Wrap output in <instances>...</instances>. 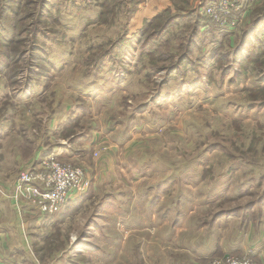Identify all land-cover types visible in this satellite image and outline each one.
<instances>
[{"label": "rangeland", "instance_id": "obj_1", "mask_svg": "<svg viewBox=\"0 0 264 264\" xmlns=\"http://www.w3.org/2000/svg\"><path fill=\"white\" fill-rule=\"evenodd\" d=\"M72 1L1 6L0 192L20 247L8 262L264 264V0H226L229 26L204 16L197 32L189 11L207 0H109L107 24L96 0ZM170 14L141 52L145 24ZM47 154L90 187L44 221L13 185Z\"/></svg>", "mask_w": 264, "mask_h": 264}, {"label": "built area", "instance_id": "obj_2", "mask_svg": "<svg viewBox=\"0 0 264 264\" xmlns=\"http://www.w3.org/2000/svg\"><path fill=\"white\" fill-rule=\"evenodd\" d=\"M236 1L229 0L233 5ZM202 10L210 21L219 26H229L231 18L226 0H207ZM240 21L241 18L237 19V24ZM89 184L90 180L83 168L63 162L54 155H46L16 177L13 185V201L15 203L25 202L43 218L55 216L71 197L87 191ZM203 264L259 263L248 256L225 253L210 258Z\"/></svg>", "mask_w": 264, "mask_h": 264}, {"label": "trees", "instance_id": "obj_3", "mask_svg": "<svg viewBox=\"0 0 264 264\" xmlns=\"http://www.w3.org/2000/svg\"><path fill=\"white\" fill-rule=\"evenodd\" d=\"M37 1H40V3H43L44 0H37ZM64 1L69 2L68 4H70L72 6L75 4V3H73L72 0H64ZM84 1H87V0H84ZM93 2H94L93 0L90 1V3H93ZM134 4H135V1L133 3H130V5L132 7H134ZM3 5H5V7L7 6L6 0H0V7ZM95 5H96L95 7L99 8V11H100L99 16H98V23L99 24L100 23L107 24L108 22L111 23V21H109L107 17L109 15H111V19H112L116 16V14L119 11V6L116 3L114 4L113 8L109 7V0H108V2H107V0H105V1L103 0L99 4H97V0H96ZM203 7H204V4L202 2L201 4H198L195 9L192 8L193 10L189 11V17L191 18V20H193V25H194L196 32L201 28L202 23L205 24L208 21L206 19L207 18L206 14H204V12L202 10ZM1 11L2 12H0V14H3V8L2 7H1ZM176 16H177V14H175V15L170 14L169 16L166 17L167 19L164 21L161 18L156 17V18L152 19L151 22L145 24L146 29L150 28V32L148 33L146 38H144L143 43L141 44V47H140V51L145 54L144 51L148 46H151L154 49H157L158 45L160 43V40H161L160 39L161 34L165 33V31H168V29H170L174 25ZM2 17L3 16L1 15L0 19H1V23L3 24V28L5 29V25H4L5 21H4V23L2 22V20H3ZM150 23H151V25H149ZM153 51H155V50H149V52H153ZM4 61H6V60H4ZM5 63H7V62H5ZM80 107L83 108L82 106H80ZM47 155H49V154H47ZM57 158L59 160H62L59 157H57ZM53 217L54 216H46L44 218V221L50 220Z\"/></svg>", "mask_w": 264, "mask_h": 264}, {"label": "crops", "instance_id": "obj_4", "mask_svg": "<svg viewBox=\"0 0 264 264\" xmlns=\"http://www.w3.org/2000/svg\"><path fill=\"white\" fill-rule=\"evenodd\" d=\"M49 155H53V154H49ZM44 156H46V155H44ZM43 157H41V158H43ZM41 158H39V159H41ZM39 159H37V160H39ZM18 160H19V158L16 156L15 161H18ZM36 163H37V161L33 162L31 165H34ZM12 207L13 206H12L11 202L8 201V198L6 196H4V192H0V264H5L4 262H7L8 264H10L9 262L13 261V259H15V256L17 255V251H16L17 248H20V247H16V245L12 244V241H10L11 238H10V234H9V230L11 229L12 225L15 224L14 222H15L16 218L14 217L12 222L8 223V224H7V220L5 219L6 213L11 212ZM19 214L20 213L18 212L17 221H21L23 224V222L27 220L26 215L23 214L22 215L23 219H22V218H20ZM223 254H225V253H221V254L216 255V256H221ZM227 254H230V253H227Z\"/></svg>", "mask_w": 264, "mask_h": 264}]
</instances>
